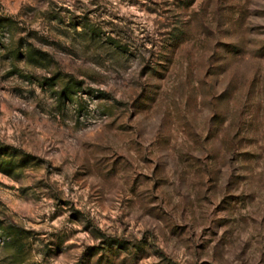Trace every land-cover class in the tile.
<instances>
[{
    "label": "rangeland",
    "instance_id": "rangeland-1",
    "mask_svg": "<svg viewBox=\"0 0 264 264\" xmlns=\"http://www.w3.org/2000/svg\"><path fill=\"white\" fill-rule=\"evenodd\" d=\"M0 264H264V0H0Z\"/></svg>",
    "mask_w": 264,
    "mask_h": 264
}]
</instances>
